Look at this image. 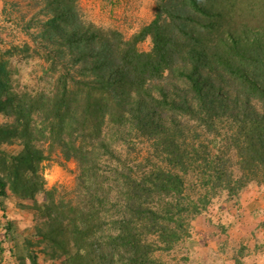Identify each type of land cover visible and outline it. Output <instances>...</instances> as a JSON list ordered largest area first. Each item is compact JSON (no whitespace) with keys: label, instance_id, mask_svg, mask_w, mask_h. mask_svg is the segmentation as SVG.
Instances as JSON below:
<instances>
[{"label":"trees","instance_id":"trees-1","mask_svg":"<svg viewBox=\"0 0 264 264\" xmlns=\"http://www.w3.org/2000/svg\"><path fill=\"white\" fill-rule=\"evenodd\" d=\"M42 1L48 18L32 38L46 52L0 54V113L14 118L0 123V207L9 189L42 193L38 243L69 264H169L156 253L205 234L199 220L225 233L213 199L264 182V0H156L130 39L83 21L77 0ZM14 55L63 67L49 91L21 90ZM18 141V153L3 148ZM138 142L150 144L142 160ZM43 143L78 163L73 196L45 188Z\"/></svg>","mask_w":264,"mask_h":264},{"label":"rangeland","instance_id":"rangeland-1","mask_svg":"<svg viewBox=\"0 0 264 264\" xmlns=\"http://www.w3.org/2000/svg\"><path fill=\"white\" fill-rule=\"evenodd\" d=\"M43 6L42 0H0V54L13 45L25 43L33 48L41 47L40 50L46 52L32 38V35L40 31L41 22L48 18L43 12ZM77 7V12L83 21L92 23L103 31L117 30L125 39H130L154 19L156 0H77ZM138 46L142 51H150L151 39L141 41ZM10 60L14 86L21 90L36 92L49 91L51 82L54 81L52 74L56 78L63 67H59L55 74L46 73L49 62L38 55L26 59L14 55ZM13 121V116L0 113V123ZM200 131L202 132L201 129ZM22 147L21 141L3 146L12 153H18ZM42 147L50 156L49 160L41 164L45 188L51 189L56 186L60 194L66 197L73 196L71 192L76 186L79 174L78 163L75 160L66 161L60 149H49L47 143H43ZM116 149L125 152L126 146L119 143ZM136 152L139 154H134V157L140 160L148 157L151 155L150 144L138 142ZM155 160L161 162L159 159L155 158ZM258 181L250 183L247 190H243L239 196L230 197L227 191H222L213 199L210 206L211 215L216 223H223L224 219L227 221L226 224L223 223L225 226L229 225L225 233L220 232L211 223H206L203 226L205 234H198L195 241L184 239L172 251H158L156 257L169 264H237L235 258L239 256L241 247H244V254L239 256L243 264L264 260V244H262L264 234L260 236L258 233V236L256 235L258 231L254 229L249 236L243 237L241 228L244 227L232 228L230 224L234 216H240L235 206L247 205L249 201L255 203L258 191L252 192L253 186L264 187V182ZM263 194L260 193L264 197ZM42 202V193H37L35 198H31L20 196L9 189V196L4 199V207H0V264H31L32 257L29 258V255L37 256L36 264H69L65 257L53 259L48 255L49 248L46 244L38 243L36 225L40 223L39 206ZM258 204L262 207L256 206L258 209L253 208L254 206L244 207L254 219L259 213H264V202L258 201ZM256 211L260 212L257 214ZM259 217L264 218V215ZM9 221L13 223V228L12 231L6 232ZM263 221L264 219L261 220ZM253 223L254 220H251V226ZM246 226L245 228L248 229L250 224L247 223ZM29 241H33L34 244L30 245Z\"/></svg>","mask_w":264,"mask_h":264},{"label":"crops","instance_id":"crops-1","mask_svg":"<svg viewBox=\"0 0 264 264\" xmlns=\"http://www.w3.org/2000/svg\"><path fill=\"white\" fill-rule=\"evenodd\" d=\"M254 191H258V193L256 194V195H258L257 196V198L255 199V203H253V202H248L247 203V205H242V204H240V205H238V206H235V210H236V212L240 215V216H234V219H233V221L232 222H230V224H231V227L232 228H239V227H247L246 225H247V223H249L250 224V226L248 227V229L247 228H241L242 230V233H243V237H245V235H250L251 233H252V230L251 229H253V227L255 226V228L258 226V224L259 223H261V220H263L264 218H261V217H259V216H263L264 215V213H259L260 211H256V213L258 214L259 213V216L258 215H256L255 216V219H254V217L252 218V217H250V216H252V215H249V212H247L248 210L247 209H244V207L245 206H248L249 208H251V207H253V208H257L258 209V207H262V205H259L258 204V201H260L261 203H263L264 202V197L263 196H261L260 195V193H264V187L262 186V188H259V187H257V186H253V188H252V192H254ZM264 195V194H263ZM256 206H258V207H256ZM221 214H222V212H221ZM249 215V216H248ZM212 216V215H211ZM251 220H254V223H253V225L251 226ZM226 222L227 221H225V219H224V224H226ZM198 223L200 224V225H202V226H205V224H203V222H202V220H199L198 221ZM229 225H227V227H228ZM251 227V229H249ZM264 228H259V229H256V231H258L257 233H256V235H258L259 236V234L258 233H260V236H262V234H264ZM251 230V231H250ZM238 233H240V231L239 230H236ZM254 241H257V240H254ZM249 264H264V260H259V261H252V262H249Z\"/></svg>","mask_w":264,"mask_h":264}]
</instances>
